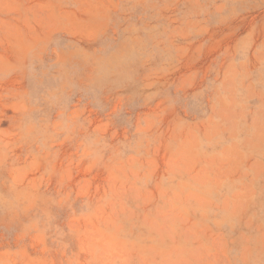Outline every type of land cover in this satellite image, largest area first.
Returning <instances> with one entry per match:
<instances>
[{
	"label": "rangeland",
	"instance_id": "1",
	"mask_svg": "<svg viewBox=\"0 0 264 264\" xmlns=\"http://www.w3.org/2000/svg\"><path fill=\"white\" fill-rule=\"evenodd\" d=\"M0 264H264V0H0Z\"/></svg>",
	"mask_w": 264,
	"mask_h": 264
}]
</instances>
